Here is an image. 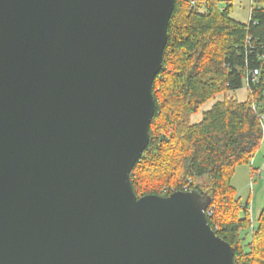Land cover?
Masks as SVG:
<instances>
[{
  "label": "water",
  "instance_id": "1",
  "mask_svg": "<svg viewBox=\"0 0 264 264\" xmlns=\"http://www.w3.org/2000/svg\"><path fill=\"white\" fill-rule=\"evenodd\" d=\"M176 0H0V264H235L197 190L137 197Z\"/></svg>",
  "mask_w": 264,
  "mask_h": 264
},
{
  "label": "trees",
  "instance_id": "2",
  "mask_svg": "<svg viewBox=\"0 0 264 264\" xmlns=\"http://www.w3.org/2000/svg\"><path fill=\"white\" fill-rule=\"evenodd\" d=\"M231 1H175L152 89L149 145L131 183L139 198L207 192L208 222L232 246L235 264H264V207L254 223L232 186L237 168L252 166L264 139V0H252L246 23L231 17ZM243 88L245 101L230 94ZM200 111L202 120L192 123Z\"/></svg>",
  "mask_w": 264,
  "mask_h": 264
},
{
  "label": "rangeland",
  "instance_id": "3",
  "mask_svg": "<svg viewBox=\"0 0 264 264\" xmlns=\"http://www.w3.org/2000/svg\"><path fill=\"white\" fill-rule=\"evenodd\" d=\"M231 5L233 6L231 11L232 18L242 23L249 22L252 0H232ZM230 94L239 101H245L248 97L246 88ZM221 99L222 96H219L215 100L210 101L204 106L203 110L210 109L216 101ZM201 120V111L191 118L192 123H198ZM232 186L236 190L237 197L241 198V203H249L253 222L256 223L258 213L264 207V139L252 161V166L243 165L237 168L232 180Z\"/></svg>",
  "mask_w": 264,
  "mask_h": 264
},
{
  "label": "built area",
  "instance_id": "4",
  "mask_svg": "<svg viewBox=\"0 0 264 264\" xmlns=\"http://www.w3.org/2000/svg\"><path fill=\"white\" fill-rule=\"evenodd\" d=\"M258 71L257 70H255V71H253L252 73H251V76L254 78V80H255V78L258 76Z\"/></svg>",
  "mask_w": 264,
  "mask_h": 264
},
{
  "label": "crops",
  "instance_id": "5",
  "mask_svg": "<svg viewBox=\"0 0 264 264\" xmlns=\"http://www.w3.org/2000/svg\"><path fill=\"white\" fill-rule=\"evenodd\" d=\"M253 170V169H252ZM261 211V210H260ZM259 214V213H258Z\"/></svg>",
  "mask_w": 264,
  "mask_h": 264
}]
</instances>
